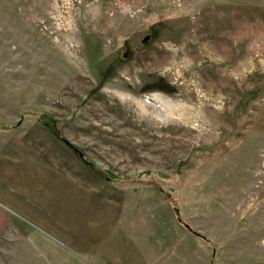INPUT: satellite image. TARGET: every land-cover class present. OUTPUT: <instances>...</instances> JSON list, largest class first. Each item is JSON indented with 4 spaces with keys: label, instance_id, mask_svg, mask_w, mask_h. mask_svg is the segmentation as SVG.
I'll use <instances>...</instances> for the list:
<instances>
[{
    "label": "rangeland",
    "instance_id": "374dc122",
    "mask_svg": "<svg viewBox=\"0 0 264 264\" xmlns=\"http://www.w3.org/2000/svg\"><path fill=\"white\" fill-rule=\"evenodd\" d=\"M9 151L61 222L24 180L0 264H264V0H0Z\"/></svg>",
    "mask_w": 264,
    "mask_h": 264
},
{
    "label": "crops",
    "instance_id": "0c3cea01",
    "mask_svg": "<svg viewBox=\"0 0 264 264\" xmlns=\"http://www.w3.org/2000/svg\"><path fill=\"white\" fill-rule=\"evenodd\" d=\"M2 154H0V233L2 227L13 217L10 211H18L16 191L24 185L27 194L24 206L26 215L45 226H56L53 219L61 222V171H52L56 167L53 166L47 173H38L33 169V162H30L29 169L20 173L19 159L16 155L11 154V151L9 154L8 152ZM24 180L25 184L21 185Z\"/></svg>",
    "mask_w": 264,
    "mask_h": 264
},
{
    "label": "trees",
    "instance_id": "16d2710c",
    "mask_svg": "<svg viewBox=\"0 0 264 264\" xmlns=\"http://www.w3.org/2000/svg\"><path fill=\"white\" fill-rule=\"evenodd\" d=\"M56 132V131H55ZM66 142H68L67 140H65ZM68 144H70L74 149H78V148H76L75 146H73L70 142H68ZM85 158V157H84ZM86 163H88L89 165H91V167H96V166H94L93 165V163H91V162H89V161H87L86 159L84 160ZM97 169V168H96ZM188 226V225H187ZM191 228V227H190Z\"/></svg>",
    "mask_w": 264,
    "mask_h": 264
},
{
    "label": "water",
    "instance_id": "95a60500",
    "mask_svg": "<svg viewBox=\"0 0 264 264\" xmlns=\"http://www.w3.org/2000/svg\"><path fill=\"white\" fill-rule=\"evenodd\" d=\"M69 142V141H68ZM78 153H79V155H80V157L83 159V160H85V158H84V155L82 154V152H80V150L79 149H75ZM178 212V211H177ZM188 227L190 228V226L188 225ZM191 229V228H190ZM196 234H198V235H200L198 232H195Z\"/></svg>",
    "mask_w": 264,
    "mask_h": 264
}]
</instances>
